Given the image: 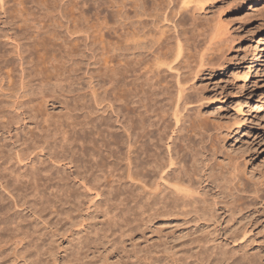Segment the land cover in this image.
I'll use <instances>...</instances> for the list:
<instances>
[{"label":"bare ground","instance_id":"obj_1","mask_svg":"<svg viewBox=\"0 0 264 264\" xmlns=\"http://www.w3.org/2000/svg\"><path fill=\"white\" fill-rule=\"evenodd\" d=\"M27 1L0 0V264H121L119 202L125 233L172 232L130 264H264V173L225 156L202 111L198 84L225 71L234 37L214 0ZM74 92L65 120L48 118Z\"/></svg>","mask_w":264,"mask_h":264},{"label":"rangeland","instance_id":"obj_2","mask_svg":"<svg viewBox=\"0 0 264 264\" xmlns=\"http://www.w3.org/2000/svg\"><path fill=\"white\" fill-rule=\"evenodd\" d=\"M45 1L39 0L38 2L40 3L38 4H34L35 3L34 2L33 3L34 7L33 4L31 5V3L27 1L30 4L26 3V7L29 6L28 8L30 9L33 7L32 10L35 11L38 8L39 9H41V7L43 8L42 5L44 4H45L44 7L48 8V5L50 6L53 3L52 0H45ZM213 4L217 5L215 6L216 13L213 15L217 25H219L227 33L229 32L228 33L229 37L230 35H234V37L231 36L233 42L229 45L230 53H227L228 56L227 58L229 61L226 60V62L229 65L225 67V71H223L221 75H219V73L217 74L214 73L211 76L209 75L210 76V77L208 76L209 79L207 77L204 80H202L203 83L202 84L200 83L201 85L198 84L201 87L204 84L207 86V88L206 86L205 87L203 86L206 90L203 89V87L202 90H204V93L206 94V96H208L206 97V99L209 98V100L207 99V101L204 102L202 111L203 113H208L209 111V116L205 114L206 117L209 118V119L206 118L207 120H209V122L206 120L209 125L213 126L212 124H214L216 126H219L220 128L223 124L222 127L225 129H222V133L223 132L224 134L227 133L229 136L226 137V141L224 144L225 145V150L223 151L224 155L226 156L227 155L226 153L231 151L230 154L232 158L234 157V155H236L234 159L240 160V158L242 157L241 163L245 164L246 166L245 168L247 171L249 170V173H251L252 171V173L258 174V172L261 170L262 173H260L261 172L260 171L259 174H263L264 173V49H260L259 43L261 42V39L259 38V36L261 35L264 29V0H214ZM39 5L41 6L39 7ZM217 8L220 9L218 10L219 14H217L218 13ZM218 15L221 16V17L219 16V18H221L220 21L218 20L219 19ZM168 26L172 27L171 24L170 25L168 24ZM237 48H239V50ZM27 49H30V47H28ZM36 49H39L37 53L35 51L37 57L46 56L47 58L48 55L49 58V54L51 55L49 51L51 49L49 48L42 49L41 47H38ZM244 51L247 53V55H245L246 57L244 56V54H246ZM257 53H260L259 56L260 59L258 63L256 62ZM237 56L239 57V59H237L238 58ZM230 58L232 59L230 60ZM17 64L18 61L16 65ZM83 67L84 66L82 65L80 68ZM77 98H78V92H74L69 94L68 96L60 98V101L58 102L61 103L56 102L55 103L56 108H51V106H48L49 110L48 109L46 110L47 112L50 113L49 114L46 112L49 115L48 118H51L52 121L53 119L56 121L65 120L64 119L65 117H62L64 112H66L64 108L68 107L67 109L73 110V108H75L77 105L78 102ZM211 98H213L214 100ZM208 102L211 103L209 104ZM213 113L215 114L214 116L212 115ZM73 114H75L76 116L77 112H73ZM210 120H215V121L210 122ZM224 123L227 125V127L229 126L230 128L229 131H226L228 128L226 129ZM29 125H31V127H29ZM32 126L33 124H27V126L24 125L23 127L26 128L28 127L27 129L29 128L33 129L34 126L33 127ZM23 127L21 128L23 130L19 129L20 131L18 132L22 133L25 129ZM15 133L17 132L13 131L12 134L7 137L11 138L13 137L12 135H14ZM0 143H2V141H0ZM6 143H10L9 139L7 140ZM230 154L227 157H230ZM244 159L247 163H244L243 161ZM255 170L256 172H254ZM77 190L78 189L75 188L74 191ZM79 191L80 190H78V192ZM78 192H75V194L77 193L76 194L77 196H81V194H84V197L83 198L81 197L82 198L81 201H83V199L87 196L83 201V203H85L83 205L88 204L87 207L91 206L92 204H95L96 202L97 204L98 202L99 204L102 203L101 206H103V204L105 205L106 203L104 201L105 198L102 195L101 196L99 195L98 197H96V195L92 193H86L85 195V193H83L82 191L79 192L80 194L79 195ZM108 198L109 197L107 196L106 199ZM103 201L105 203H103ZM88 202L92 204L89 205ZM116 205L118 208V211H116V213H118L119 215V210H121V208H122L121 211L124 210L123 208L124 203L119 202ZM49 211L51 213V211L53 212V209L48 210V212ZM122 214L123 212L120 213L121 216L120 215L118 216L117 214L116 215L118 216V218L119 217L123 218L125 215L122 217ZM117 216L114 217L116 220L118 219ZM105 218L107 217L101 218L103 219V223L105 222H106L105 224L109 223L108 222L109 219L106 220ZM121 218H120L121 221L117 220V222L116 221L114 222L115 219L112 221L109 220L111 224H108L110 226L109 227L110 230L112 229V231H110V234L113 232L112 237L113 239L115 237L116 239L115 244H117V246H115L116 249L114 248V250L111 252L110 255V261L112 263H115L119 260H120L119 263L121 262V264L123 263V260H124V264L128 263V260L130 258L129 256H131L132 250H135L136 252L139 253V255L142 256L143 253L153 250L156 246H160L159 242H161L162 237L159 239V235H162L161 232L162 233L164 232V234L167 233V235L169 232H171L169 231L171 228L168 226H163V227L161 226L163 228L162 229L159 225H155V226L152 225V227H150L148 230L145 231H143L138 227H134L135 231H133V233H128V231L127 233H125L126 229L127 228L129 229V227H127L128 223H126V217L123 219ZM119 221L121 223H118ZM124 221L126 225L124 224L125 226L123 227V229L125 230L122 229L123 226L122 222ZM120 224H121V228H120ZM159 228L161 230H159ZM123 232L128 236L122 235L124 236L122 237L119 235L122 234ZM114 233H116V235ZM171 234L169 233L168 236H170ZM59 239L61 242L59 241ZM58 241L59 242H57L58 244L56 243V245L58 246L59 249L60 248L61 249L59 251L57 250L54 251H56L57 254H59L60 256H63L62 254L63 253L65 254V251L69 252V248H67L65 238L63 239L58 238ZM60 244L62 245V247ZM52 245L55 244H51V248L54 249V246L52 247ZM64 248L66 250H64ZM131 261L133 260L131 259Z\"/></svg>","mask_w":264,"mask_h":264}]
</instances>
